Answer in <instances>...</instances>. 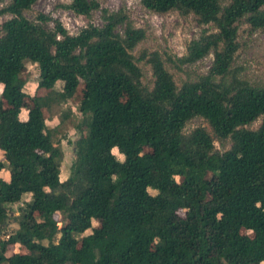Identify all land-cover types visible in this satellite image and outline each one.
<instances>
[{
	"label": "trees",
	"instance_id": "obj_1",
	"mask_svg": "<svg viewBox=\"0 0 264 264\" xmlns=\"http://www.w3.org/2000/svg\"><path fill=\"white\" fill-rule=\"evenodd\" d=\"M37 1L0 8V18L9 16L0 24V174H9L0 177V264H264V86L233 68L238 25L264 30V0L224 8L219 0H140L153 13L192 15L212 28L174 60L148 50L134 56L146 31L123 11L71 0L64 9L86 18L100 10L103 22L71 35L48 15L27 19ZM209 55L208 73L181 86L166 67ZM27 64L48 95L24 91ZM75 97L84 135L60 181L44 112ZM197 117L230 149L216 151L201 127L184 134ZM258 120L256 130L245 128ZM18 203L17 229L7 234Z\"/></svg>",
	"mask_w": 264,
	"mask_h": 264
},
{
	"label": "rangeland",
	"instance_id": "obj_2",
	"mask_svg": "<svg viewBox=\"0 0 264 264\" xmlns=\"http://www.w3.org/2000/svg\"><path fill=\"white\" fill-rule=\"evenodd\" d=\"M9 2L10 0H0V8ZM70 2L71 0H38L30 11L25 12V17L33 20L38 13L48 15L53 20L59 21L69 34L76 35L88 24L102 26L101 9L106 10L110 14L123 11L127 14L134 28H141L146 31V39L134 49L133 55L137 56L142 50L157 51L164 56V59L170 57L172 60L175 57L181 58L185 55L186 45L190 41L198 39L205 30H212L211 27L198 25L192 15L183 16L176 11L163 15L153 13L144 8L140 0H97L100 10L93 12L89 18L76 16L71 11L64 9L63 6L68 5ZM219 2L222 8L229 5V0H219ZM7 19H9V16L1 17L0 24ZM49 26L52 27V24H49ZM118 30L122 32L121 28ZM238 42L240 48L233 64L238 78L246 81L251 86H264V30L251 31L244 22H240L238 25ZM212 61V55H209L192 65L180 66L177 62L167 61L166 67L173 75L176 84L181 86L183 82L195 81L198 77L206 75L211 67ZM138 66L143 72V83L147 87H151L152 76L149 67L143 63H139ZM22 77L26 80L24 91L28 96L48 95L49 92L47 91L36 90L38 80V69L36 65L27 64ZM61 86V83H57L55 90L59 91ZM1 90L2 86H0V93ZM81 90L82 85L78 87L77 95H81ZM77 97L69 100L65 104L53 105L44 112L46 127L52 132L54 155L61 162L60 181L67 179L74 158V144L84 135V129H78L81 116L77 110ZM24 106L20 113L22 120H25L30 101L26 100ZM260 123L261 121L258 120L245 128L256 130L260 126ZM200 127L206 129L214 139L216 151L223 153L230 149L231 141L229 139L222 140L217 138L203 118L197 117L187 122L183 132L188 135L194 129ZM113 153L119 160L123 159L116 150ZM1 159L2 156L0 153ZM8 176L7 171H3L0 174L2 179H7ZM149 193L151 195L156 194L151 189H149ZM28 199V196L23 198L24 201ZM20 206H22V203L9 207L10 218L7 221V234L17 229L15 218L19 215L18 209ZM14 251H18L17 247Z\"/></svg>",
	"mask_w": 264,
	"mask_h": 264
}]
</instances>
